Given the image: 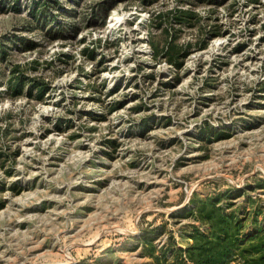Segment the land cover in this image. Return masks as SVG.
<instances>
[{
  "label": "rangeland",
  "instance_id": "obj_1",
  "mask_svg": "<svg viewBox=\"0 0 264 264\" xmlns=\"http://www.w3.org/2000/svg\"><path fill=\"white\" fill-rule=\"evenodd\" d=\"M49 4L0 0V264H157L193 194L264 228V0Z\"/></svg>",
  "mask_w": 264,
  "mask_h": 264
},
{
  "label": "trees",
  "instance_id": "obj_2",
  "mask_svg": "<svg viewBox=\"0 0 264 264\" xmlns=\"http://www.w3.org/2000/svg\"><path fill=\"white\" fill-rule=\"evenodd\" d=\"M30 1L32 8L30 15H33L34 17L37 16L39 21H44L45 23L47 21L46 13L49 8H52L49 4L50 0H42L41 2H35V0ZM12 2V9L18 11L19 0H12ZM67 28L70 27L64 25L60 30L66 31ZM60 30L58 29L57 35H62ZM30 47L31 42H23V48L30 49ZM173 50L174 48L169 45L165 48L164 55L169 63H172L169 58L171 57ZM0 53H5L2 50L1 43ZM186 55V53H183L182 58ZM179 65L180 64L177 66ZM25 81L26 78L23 74H13L8 80L7 89L13 97L22 95ZM35 82V80L32 81V86L28 95L32 97L31 89L34 88L36 89V95L34 96L35 100L42 101L48 85ZM12 188L14 189L15 186ZM229 193L233 194L231 196L232 198H230L231 200L243 195L242 190L236 189L227 191V194ZM221 196L217 195L204 202H198L199 205H195L196 200L193 194V198L189 201L188 206H193L194 208L189 210V214L190 217L198 222L204 229L201 231L199 227L195 225L188 226L191 229V232L186 238L191 240V244L187 247L180 248L174 245H169L166 249L167 251L160 252L157 257L154 253V247L151 244L153 239H147L150 256L155 259L157 264H231L232 260L230 259L233 256L234 259H239L241 264H264V228L259 227L256 232L252 234H243V221L247 218L245 220H240V218L236 217L233 212L227 214L223 209L217 208L216 206L219 203ZM231 206V204H228L226 207ZM255 219L256 215L254 216V221Z\"/></svg>",
  "mask_w": 264,
  "mask_h": 264
}]
</instances>
